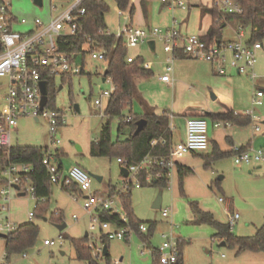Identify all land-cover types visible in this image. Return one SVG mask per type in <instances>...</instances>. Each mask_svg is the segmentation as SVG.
Segmentation results:
<instances>
[{"label":"rangeland","instance_id":"374dc122","mask_svg":"<svg viewBox=\"0 0 264 264\" xmlns=\"http://www.w3.org/2000/svg\"><path fill=\"white\" fill-rule=\"evenodd\" d=\"M108 11L104 16L107 32L117 36L124 26L150 29L158 28L162 33L166 28L174 27L182 36L198 34L201 29L208 27L210 19L202 12V7L187 9H169L163 7L159 0H130L129 8L133 13L119 11L114 0H105ZM206 6V0H184ZM70 0H43L42 8L33 4V0H11L10 11L17 18L18 24L13 31L27 33L33 28L34 20L46 22L49 17L55 18L71 5ZM51 6H57L51 12ZM23 22V23H22ZM231 25L223 29L224 42L233 37ZM247 35V34H246ZM247 36L245 40H247ZM155 50L151 52L146 44L127 46L128 54L140 58L142 64L151 63V75L148 81L138 85V91L143 101L162 112L171 115L170 127L173 141H177L183 132L185 114L189 109H202L212 114L220 113L218 101H212L211 95L226 98L232 103L235 114L246 115L252 112L251 122L247 126L232 125L230 128L213 127L215 117L207 118L202 112L196 117L206 119L207 137L210 141L208 150L195 155H184L179 162L192 169L193 174L185 177L182 187L178 182L176 171L172 172L170 182L164 189L146 184L139 188H130L131 209L133 217L145 226L144 236L148 241L142 242L135 232L127 240H109L107 250L109 259L92 253L96 264H154V249L160 248L162 235H171L181 244V264H264V254L254 252L238 253L236 247L221 246V240L214 238L216 230L206 224L196 223L195 210L208 213L220 225H229L230 216H239L230 228L237 237H253L264 225V163L236 165L233 156L227 154L230 150L228 137H232L237 146H250L254 150L264 152V92L262 105H252V95L264 91V42L263 48L256 52L254 73L259 77L256 81L247 75H238L236 69H230L225 75H219L217 64L202 59L176 60L165 53L163 42L153 40ZM172 71L169 73L170 83L162 84L158 77L165 74L167 60ZM231 56L226 54V66L231 63ZM77 63H82L79 57ZM213 64V65H212ZM106 64L102 61H92L88 55L84 58V73L70 77L66 83L62 77L48 79L49 108L62 115L63 123L56 129L53 136L57 143H52L49 124L45 119L35 121L31 117L17 119L16 130L12 133V147L29 146L46 148L53 155L61 154L62 174L66 175L73 167H79L91 178V194L103 195L110 187L120 191L123 179L121 167L115 157H92L89 154L90 145L98 140L100 125L105 122L103 112L107 99L102 97L105 91H110L112 84L102 82ZM62 86L61 89L59 87ZM9 84L7 78H0V104L4 105ZM219 96H218V95ZM101 100V108L94 106L95 100ZM141 100V101H142ZM77 105L79 111L73 109ZM142 112L137 101H133L130 109L124 110L122 116L130 120L138 119ZM167 113V114H168ZM134 115V116H133ZM119 120L111 121V137H117L116 130ZM259 127V132L254 127ZM124 136H120L123 140ZM215 146H218L225 157L206 162L205 157L211 156ZM3 154L5 152H2ZM208 163L207 166H205ZM57 165V163H56ZM96 176L101 182L93 179ZM0 177L8 179L0 166ZM134 185L135 179L131 178ZM19 186V185H17ZM24 190V191H23ZM19 196L9 181L0 186V222H9L14 227L32 223L39 228L35 244L20 253H12L4 259L5 241L0 239V264H89L79 261L76 257L72 240H81L88 236L87 244L101 248L99 241L104 234L96 226L90 231L91 219L96 217L94 211L87 212L82 207L83 196L64 192L60 186H51L49 199L40 202L42 210L35 211L36 201L29 188L24 183ZM161 193L160 209H153L158 194ZM108 197H112L109 196ZM113 207L125 216L120 199L115 197ZM167 210V217L162 216ZM59 211L62 214L64 230L59 231L52 214ZM32 215L31 220L29 216ZM55 217V216H54ZM153 225L152 235L150 227ZM113 229V227H112ZM54 246L50 247L49 242Z\"/></svg>","mask_w":264,"mask_h":264},{"label":"built area","instance_id":"2783aa9c","mask_svg":"<svg viewBox=\"0 0 264 264\" xmlns=\"http://www.w3.org/2000/svg\"><path fill=\"white\" fill-rule=\"evenodd\" d=\"M71 5L60 13L57 17H49L46 22L36 19L33 22V28L27 33H18L13 31V26L18 24L17 18L11 13V0H0V78H7L9 89L4 97L5 104L0 107V151L8 150L12 147V133L14 132L17 119L20 117H31L34 120L45 119L49 124L52 143H59L54 140L56 129L63 123L62 115L56 111H47L46 107L40 110V88L39 84L45 82L48 84L49 78L81 75L84 70L82 63H77L78 56L66 54L58 51L57 41L62 36H75L78 33L79 26L77 20L85 14L84 8L81 7L85 0H70ZM210 9H216L223 16H241L242 7L235 0H210ZM161 4L169 9H187L191 5L184 0H159ZM43 6V0H42ZM42 6L40 8H42ZM39 8V7H38ZM57 6H51V12H55ZM23 23V22H22ZM102 35H111L107 30L101 32ZM246 30L238 26L235 29V40L208 46L200 36L196 34L182 36L174 27L166 28L161 32L158 28L139 29L131 25L124 26L121 32L114 36L122 39L124 46H136L146 44L149 41L158 39L163 42V50L171 54L173 59L177 52H182L186 57L191 59H202L211 63L218 64V72L222 73L221 66L226 64V54L231 56L230 66L236 69L239 75H247L249 72L250 79L255 81L257 75L254 73V64L256 52L261 50L263 45L260 42L247 45L244 42ZM91 40L85 45L88 57L92 61L106 62L104 51H90ZM133 58L127 57V62H133ZM165 74L160 77V81L170 83L169 73L172 71L169 64L172 59L167 60ZM143 68L150 70L151 63L143 64ZM46 76V77H43ZM105 82L112 84L110 79ZM115 86L112 84L110 91H105L102 97L107 101L114 92ZM263 91L258 90L252 95V105L259 107L262 105ZM101 100H95L94 106L101 108ZM251 118L252 112L247 113ZM127 122L130 121L128 117ZM216 129L230 128L231 124L226 121H216L213 124ZM171 131V127L169 126ZM254 131L259 132V127L255 126ZM155 141L151 146L155 145ZM164 144V141L161 140ZM209 147L207 137V122L201 117H192L186 120L185 137L182 142L171 144L168 156H146L136 164H129L124 159H117L121 168L128 172L127 178L123 179L120 191L112 197L106 195L91 194V178L79 167H73L63 175L59 172L54 160L53 154L48 150L42 159V164L46 168L49 181L52 185L68 186L74 185L83 196L82 207L87 212L94 211L97 215L91 219L90 231H94L96 226L99 227L108 240H127L129 235L134 232L128 224L125 216L120 215L113 207V200L118 197V193H127L130 188L141 187L138 180L143 172H148L152 168L166 170L167 177L170 178L173 171H176L177 162L184 155L203 153ZM231 155L236 165L260 164L264 163V152L254 150L250 146L239 147L232 146ZM31 167L19 164H8L4 168V174L8 177L9 186L20 184L21 175L28 173ZM161 177L157 173L154 177L147 175L146 184H150ZM135 179V184L131 182ZM100 212H108L111 215H118L121 226L101 222L98 215ZM162 216L167 217V210H163ZM32 215L29 216L31 220ZM239 216L237 214L230 216L229 228H231ZM113 227V229H112ZM16 227L9 222H0V233L8 234L14 231ZM139 231L146 233L145 226L140 225ZM163 242L156 251L160 264H175L178 259V242L171 235H162ZM49 246H54V242H49ZM91 246V245H90ZM96 256L102 255V248H97Z\"/></svg>","mask_w":264,"mask_h":264},{"label":"trees","instance_id":"16d2710c","mask_svg":"<svg viewBox=\"0 0 264 264\" xmlns=\"http://www.w3.org/2000/svg\"><path fill=\"white\" fill-rule=\"evenodd\" d=\"M119 11H126L129 8L130 0H114ZM243 9L241 16H223L216 9H207L205 13L209 14L212 18L211 26L202 40L208 45L223 43L222 32L226 25H231L233 28L238 26L242 27L249 32V40L247 45L254 44L256 42H264V0H235ZM85 10V14L77 20L79 26L78 33L75 36H62L57 41L58 51L66 54H74L81 58L82 65H84V58L88 55V51L85 50V45L88 43V39L91 40L90 51H104L106 54V69L107 76L105 79H110L115 86L114 92L110 95L107 105L103 112V118L105 122L102 123L99 129L98 140L92 142L90 145L89 154L92 157H109L116 159H124L129 164H136L143 160L146 156H168L171 147V133L169 130V120L166 113L161 116H156L152 110L144 109V112L140 116H134L138 119L126 121L127 117L122 116L124 110L132 108L133 101L138 102L135 85L133 83L134 77H149L151 75L149 70L143 68V62L138 57L133 62L128 63V51L124 46L122 39H117L114 35H102L101 32L106 30L104 23V16L108 11L105 0H85L82 5ZM133 7H130L128 12L130 16L133 13ZM1 50V47H0ZM186 57L182 52H177L175 58ZM187 58V57H186ZM191 59V58H188ZM84 73L82 70L81 75ZM46 77V76H43ZM70 80V76H63L62 82L66 83ZM48 87V84H47ZM48 90V88H47ZM49 92L47 97L49 100ZM50 102L47 101L46 108H49ZM217 120L229 122L232 125L239 127L247 126L251 122V118L247 115H238L231 110L218 115H214ZM117 118L119 120L116 130L117 137L113 141L111 137V121ZM139 119L146 121V126L142 132L137 136H133L136 129V122ZM128 130V136L123 140H120L123 132ZM164 141V144L161 143ZM155 141V145L151 146V143ZM46 148L29 147V146H16L11 147L8 150L0 151V166L2 171L8 164H23L31 167L28 173L21 175L20 184L18 188H22L24 183H29V188L34 200L36 201L35 211L42 210L40 202L49 199L51 195L52 184L49 181L46 168L42 164V159L46 155ZM2 152H5L4 154ZM230 154L231 153H227ZM220 152L215 146L211 156H206L204 159L206 162L219 160L227 155ZM60 156L58 152L53 155L54 160L57 163V169L62 172V165L60 163ZM208 163L205 165L207 166ZM157 173L161 174V177L156 181L150 183V186L157 187L160 190L164 189L169 184V179L166 174V170L152 168L148 172L140 174L138 180L141 186H145V178L147 175L154 177ZM176 173L180 187H182L183 179L193 174L192 169L177 165ZM6 179L0 177V186H5ZM64 192H68L72 195H80L78 189L74 185L61 186ZM24 191V190H23ZM116 193V189L110 187L108 189L109 196H113ZM99 195V194H95ZM122 210L126 215L129 226L138 235L142 242L148 241L144 233L139 231L140 222H138L132 214L130 191L127 193H118ZM197 215L196 223L206 224L214 227L216 234L214 238L220 239L221 244L224 246L236 247L238 253L245 251L264 254V225L257 229L255 235L249 238L237 237L231 233L229 225H220L216 223L212 216L208 213H203L199 210H195ZM55 216V217H54ZM101 222H107L109 224H115L121 226L120 218L118 215H111L108 212H100L98 215ZM51 219H55L58 226L62 224V214L59 211H55L52 214ZM150 236L152 235L153 225L150 227ZM39 228L28 222L17 227L14 231L6 234L7 238L4 239V259L7 260L12 253H20L28 248L32 247L38 237ZM88 236L81 240H72V245L75 249L76 257L79 261H87L89 264H96L97 259H93L92 253L96 250L95 245L89 246L87 244ZM103 248L106 247V256L101 258L108 260L107 242L109 241L105 235L99 239ZM181 244L178 243V259L175 264H181ZM155 259L154 264H160L158 260V253L154 249Z\"/></svg>","mask_w":264,"mask_h":264},{"label":"crops","instance_id":"0c3cea01","mask_svg":"<svg viewBox=\"0 0 264 264\" xmlns=\"http://www.w3.org/2000/svg\"><path fill=\"white\" fill-rule=\"evenodd\" d=\"M207 1V5L206 6H204V5H202V6H198V4L197 3H189L190 5H191V8H193V7H202V12H204L205 13V10H207V9H210L209 8V6H210V0H206ZM162 6L163 7H166V6H164L163 4H162ZM189 9V8H188ZM130 15V14H129ZM205 15H207V17L210 19V22H209V25H208V27H205L203 30L201 29V31L198 33V34H196V35H198V36H200L201 38H204L205 36H206V34H207V32H208V30H209V28H210V26H211V23H212V18H211V16L209 15V14H207V13H205ZM48 20V19H47ZM228 25H226V27H227ZM225 27V28H226ZM232 29V34H233V37L231 38V39H229V40H227V41H233V40H235V29L236 28H231ZM222 34H223V32H222ZM246 34L247 35H245V37L247 36L248 38H247V40H245V38H244V42L245 43H247L248 42V40H249V32L248 31H246ZM136 46H138V45H136ZM140 46V45H139ZM127 48V47H126ZM263 48V47H262ZM127 51H128V49H127ZM258 52V51H257ZM128 57H131V58H133L132 56H130L129 54H128ZM133 59H135V58H133ZM180 60V61H184V60H190V59H188V57L186 58V57H180V58H176V60ZM209 62V61H208ZM105 64H106V62H104ZM213 65V64H212ZM218 65V64H217ZM219 66V65H218ZM218 66H217V71L216 72H218ZM232 67L229 65V67H227L226 66V64H224V65H222L221 66V69H222V73H219L218 72V74L219 75H225V73L227 72V71H230V69H231ZM151 69H152V65H151V68H150V73H151ZM232 69H234V68H232ZM236 73H237V71H236ZM238 74V73H237ZM103 75V74H102ZM239 75V74H238ZM149 78H150V76L149 77H139V76H137V77H134V79H133V83H134V85H135V90H136V93H137V97H138V105L141 107V109H142V112L140 113V115H142L143 114V112H144V109H150V110H152V112L156 115V116H161L163 113H166V111H162V112H160V111H158V110H156V108H154V107H152V106H150L149 104H147V102L146 101H143L142 100V97H141V95H140V92L138 91V85H140V84H143L144 82H146V81H148L149 80ZM257 79H259V77L257 76ZM256 79V80H257ZM255 80V81H256ZM158 81H160V77H158ZM160 83H162V84H167V83H164V82H161L160 81ZM169 84V83H168ZM263 91V90H262ZM264 92V91H263ZM218 95V94H217ZM219 96V95H218ZM220 97V96H219ZM218 97V98H219ZM218 98L217 97H215V100H212V101H218L219 102V104H220V107H221V109H220V113H218V114H222V113H224V112H226L227 110H231V111H233L232 110V103L230 102V101H228L226 98H220V100H218ZM142 100V101H141ZM106 105H107V103H106ZM133 106V105H132ZM0 107H1V104H0ZM202 112H205L206 114H207V118H210L211 116H214V115H218V114H212V113H210V112H206V111H203L202 109H198V108H196V109H189L188 111H187V113L185 114V123H186V120L187 119H189V118H192V117H196V116H198L199 114H201ZM168 113V112H167ZM166 113V116L168 117V120H169V126H170V120H171V115H169V113L167 114ZM129 115H132L131 113H129ZM128 115V116H129ZM139 115V116H140ZM128 116H127V118H128ZM210 116V117H209ZM206 118V119H207ZM205 119V120H206ZM139 120H141V119H139ZM138 120V121H139ZM102 125V124H101ZM100 125V126H101ZM15 130H16V128H15ZM14 130V131H15ZM170 133H171V143L172 144H174V141H173V135H172V130L170 131ZM122 136H124V138H126L127 136H128V130H125L124 132H123V134H122ZM184 137H185V125H184V128H183V132L181 133V135L178 137V139H177V141H175V143H178V142H182L183 140H184ZM227 141H228V143L230 144V150L228 151V153L230 152L231 153V148H232V146H237V145H235V143H234V141H233V139H232V137H228L227 138ZM209 143H210V141H209ZM219 150H220V148L218 147V146H216ZM239 147H244V146H239ZM208 150V149H207ZM220 152H221V150H220ZM190 155H195V154H190ZM62 165V164H61ZM177 165H181V166H184V167H186L185 165H184V163L183 162H179V160H178V162H177ZM188 168V167H187ZM121 175H122V173H121ZM122 178H123V176H122ZM101 181H102V179H101ZM100 181V182H101ZM103 195H108V192L106 193H103Z\"/></svg>","mask_w":264,"mask_h":264},{"label":"water","instance_id":"95a60500","mask_svg":"<svg viewBox=\"0 0 264 264\" xmlns=\"http://www.w3.org/2000/svg\"><path fill=\"white\" fill-rule=\"evenodd\" d=\"M33 4H34L35 6H37V7L40 8V7L42 6V0H33ZM147 47L149 48V50H150L151 52H154V50H155V43H154V41H149V42H147ZM106 76H107V70H105L104 73H103L102 82H105V78H106ZM39 88H40V94H41V99H40V110H43V109L46 107V104H47V101H48V97H47V93H48L47 88H48V87H47V84H46L45 82H41V83L39 84ZM61 88H62V86L59 87V89H61ZM211 99H212V100H215V96L211 95ZM73 109H74L76 112L79 111V108H78L77 105H73ZM35 121H37V120H35ZM263 124H264V123H263ZM135 126H136V129H135V131H134L133 136H137L140 132H142V131L144 130V128H145V126H146V121H145L144 119H141V120H139V121L136 122ZM121 173H122L123 178H127V176H128V172H127L126 169L121 168ZM91 177H92L93 179L99 181V182L101 181V178H99V177L92 176V175H91ZM12 188H13L15 191H17V192L19 193V194H18L19 196H23V195H24L23 192H19V188H18V186L15 185V186H12ZM160 204H161V193L158 194V196H157L155 202H154L153 205H152V208L158 210V209H160ZM56 227H57V229H58L59 231H62V230H64L65 225L63 224V225H61V226H56ZM85 237H86V236H85ZM6 238H7V235H6V234H1V233H0V239H3V240H4V239H6ZM221 246H224V244L222 243ZM106 255H107L106 247H104V248H103V252H102V256H106Z\"/></svg>","mask_w":264,"mask_h":264}]
</instances>
